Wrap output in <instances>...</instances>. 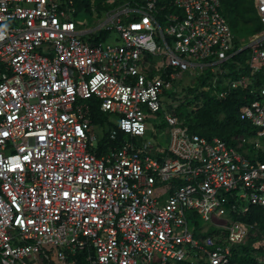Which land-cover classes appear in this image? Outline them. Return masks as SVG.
Listing matches in <instances>:
<instances>
[{"label":"built area","instance_id":"obj_1","mask_svg":"<svg viewBox=\"0 0 264 264\" xmlns=\"http://www.w3.org/2000/svg\"><path fill=\"white\" fill-rule=\"evenodd\" d=\"M88 1L0 0V264H264V0L238 43L221 0ZM207 71L236 144L170 101Z\"/></svg>","mask_w":264,"mask_h":264},{"label":"trees","instance_id":"obj_2","mask_svg":"<svg viewBox=\"0 0 264 264\" xmlns=\"http://www.w3.org/2000/svg\"><path fill=\"white\" fill-rule=\"evenodd\" d=\"M81 5L88 6L89 1L88 0H78ZM222 1V0H221ZM225 4V5H224ZM236 4V0H224V3L222 2V11L226 15V17L229 19L236 35H237V43L240 41L241 36L236 32L234 28V24L232 22V19L230 18V15H233L234 6ZM255 9L258 14L259 20H260V26L258 28L262 29V21L260 18V14L257 8V1L255 0ZM246 51H243L242 53H239L236 56V63H227L226 67L229 69V72L226 73L225 78L234 77L237 75L238 69H236L237 63H243L245 59ZM241 69V68H240ZM245 69V68H242ZM241 69V70H242ZM246 70V69H245ZM211 78L210 71H207L206 74L201 75L198 78V85L199 83L201 86H199L195 90L197 99H203L205 102L202 106L199 107L198 110H196V114L194 116H190L191 114H187V118H185L186 124L190 127L191 131L202 134L207 137H213V136H220L224 140H226L230 144H236L235 136L243 131L249 130L250 124L247 121H244L240 118L239 115V108L242 103V93L243 90H236L231 95H229L225 99H218L216 98L211 91L202 90L200 91L201 94L198 93V89L208 82V79ZM176 93L175 95H177ZM219 114L224 113L225 117L223 122H221L220 125L210 126V123L212 121V115L213 114ZM177 114L183 118L182 114L177 112ZM92 118L95 122H102L104 121L105 115L104 113L100 112L99 109L96 107L92 108ZM245 220L250 221L255 224L256 227L259 228L260 234L258 236H252L251 242L258 239L262 234H264V208L262 207H252V210L250 213L244 217ZM250 242V243H251ZM245 255L239 257L235 256V259H237L241 264H257L254 262V259L250 257V253L248 252V247L245 246ZM183 264H191L190 262H186Z\"/></svg>","mask_w":264,"mask_h":264},{"label":"rangeland","instance_id":"obj_3","mask_svg":"<svg viewBox=\"0 0 264 264\" xmlns=\"http://www.w3.org/2000/svg\"><path fill=\"white\" fill-rule=\"evenodd\" d=\"M222 2L224 3V0H222ZM233 8V15H230V18L232 19L236 32L244 41H250L253 37H255V34L261 31V29L258 30L260 20L255 9V0H236V4ZM78 23H80L84 28L90 27L93 25V17L90 14H83L79 16ZM197 82H194L190 76L183 75L181 81H179L177 85L178 94L170 98L173 106L174 104H177L174 108L177 112L182 114L183 119L187 118V114H191L190 116L194 117L195 115L197 116L195 111L198 110L205 102L203 99H197V92L195 93V90L193 91V89H197L201 86V84L199 83L198 85ZM202 88L203 87H200L197 90L199 94H201L200 91L204 90ZM224 117V113H214L211 117L212 121L210 126L213 127L215 125H220L221 122H223ZM96 134L98 137L102 134L100 127L96 128ZM161 139L165 143H168L169 139L165 131L162 132ZM94 142L95 146L99 144L97 139H95ZM257 252L258 250H256V253Z\"/></svg>","mask_w":264,"mask_h":264}]
</instances>
